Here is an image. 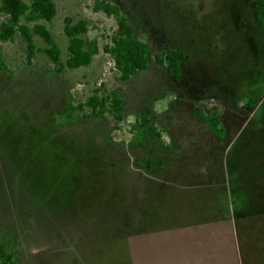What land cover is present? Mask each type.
Returning a JSON list of instances; mask_svg holds the SVG:
<instances>
[{
    "label": "rangeland",
    "instance_id": "1",
    "mask_svg": "<svg viewBox=\"0 0 264 264\" xmlns=\"http://www.w3.org/2000/svg\"><path fill=\"white\" fill-rule=\"evenodd\" d=\"M54 1L47 26L62 60L67 14L90 21L99 51L57 72L43 52L28 61L21 37L0 40V241L16 242L17 264H264V32L253 0H112L154 54L185 53L178 80L152 59L126 82L102 50L115 19L95 0ZM101 82L120 90L123 119L68 116ZM146 107L161 135L139 144L130 124ZM194 108L215 113V131Z\"/></svg>",
    "mask_w": 264,
    "mask_h": 264
},
{
    "label": "trees",
    "instance_id": "2",
    "mask_svg": "<svg viewBox=\"0 0 264 264\" xmlns=\"http://www.w3.org/2000/svg\"><path fill=\"white\" fill-rule=\"evenodd\" d=\"M258 22L264 32V0H253ZM93 11H102L115 19L116 26L105 34L106 42L102 50L112 59V68L117 71L116 78L126 82L139 72L145 70L150 61L155 59L164 63L166 69L175 80L181 75L182 62L185 53L182 49L169 47L160 53H153L147 42L134 35L133 27L123 14L120 6L112 0H95L92 4ZM57 13L54 0H0V40H12L21 37L26 46L28 61L37 51L45 53L54 65L57 72L65 68L74 69L88 65L92 56L99 51L97 39L88 36L94 26L85 17L75 18L72 15L63 17L62 32L67 39L66 57L61 58L60 47L51 33L49 24ZM45 41V46L39 48L35 39ZM0 70L6 71L4 59L0 54ZM251 101H253L251 99ZM124 100L117 88L108 89L101 82L94 88L83 101L70 104L68 116L73 112L81 111L84 117L104 118L111 115L116 122L123 119ZM192 115L198 121L207 123L215 131V113L205 114L200 108H194ZM155 114L149 107L137 115L130 124V131L138 137V143L148 137H160L161 133L155 126ZM146 167L150 161L146 160ZM19 250L12 239L0 241V264H17Z\"/></svg>",
    "mask_w": 264,
    "mask_h": 264
}]
</instances>
